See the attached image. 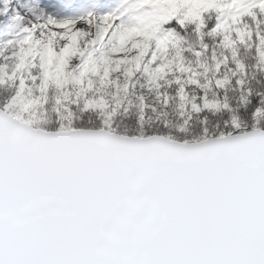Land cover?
Wrapping results in <instances>:
<instances>
[{
  "label": "water",
  "instance_id": "obj_1",
  "mask_svg": "<svg viewBox=\"0 0 264 264\" xmlns=\"http://www.w3.org/2000/svg\"><path fill=\"white\" fill-rule=\"evenodd\" d=\"M0 264H264V130L184 144L0 109Z\"/></svg>",
  "mask_w": 264,
  "mask_h": 264
},
{
  "label": "rangeland",
  "instance_id": "obj_2",
  "mask_svg": "<svg viewBox=\"0 0 264 264\" xmlns=\"http://www.w3.org/2000/svg\"><path fill=\"white\" fill-rule=\"evenodd\" d=\"M32 3L41 12L52 5L50 0ZM209 13L215 15L212 34L222 47L231 52L238 45L253 47L264 74V0H127L111 15L95 17L81 11L73 20L53 19L52 26L41 22L33 11L12 4L0 26V90L14 89V94L1 109L38 129L36 117L20 106L36 79L20 74L28 67L40 74L46 104L56 106L65 96L81 113L107 125L137 72L141 71L155 88L172 84L168 69L156 70L145 64L147 55L154 50L162 63L163 53L179 43L171 26L194 25L200 30L203 17ZM8 22L21 25L26 32L7 35L4 30ZM211 84L209 78L184 82L201 93L190 103L193 115L220 110Z\"/></svg>",
  "mask_w": 264,
  "mask_h": 264
},
{
  "label": "trees",
  "instance_id": "obj_3",
  "mask_svg": "<svg viewBox=\"0 0 264 264\" xmlns=\"http://www.w3.org/2000/svg\"><path fill=\"white\" fill-rule=\"evenodd\" d=\"M50 1L52 5L41 12L32 0H0V26L5 22V11L12 4L21 10L33 11L41 22L52 26L53 19L70 20L77 13L85 12L88 4L93 2ZM117 1L123 0H99L100 14H109ZM214 25V13L203 17L200 30L194 25L174 23L171 28L178 36V45L163 53L162 63L156 59L154 50L147 55L145 62L156 70L168 69L172 73V84L155 88L148 84L141 71L137 72L128 83L118 112L107 125L95 116L81 113V109L65 96L56 106L46 104L40 74L31 72L28 67H24L20 74L24 78L36 79L29 85L20 106L36 117L38 129L47 132L106 130L123 137L159 136L191 144L264 130V74L256 49L248 45H238L233 52L224 49L212 34ZM203 78L211 79V90L220 110L193 115L190 103L201 93L195 87H186L184 82ZM13 94L14 89L0 90V109ZM141 102L145 109H142Z\"/></svg>",
  "mask_w": 264,
  "mask_h": 264
},
{
  "label": "bare ground",
  "instance_id": "obj_4",
  "mask_svg": "<svg viewBox=\"0 0 264 264\" xmlns=\"http://www.w3.org/2000/svg\"><path fill=\"white\" fill-rule=\"evenodd\" d=\"M21 30V34H24L26 32V29H24L21 25L20 26H13L12 23H7L6 29L4 30V32L8 35L11 34L13 32H17ZM260 130V129H258ZM253 131V130H252ZM250 132V131H249ZM167 139V138H166ZM169 140V139H168Z\"/></svg>",
  "mask_w": 264,
  "mask_h": 264
}]
</instances>
